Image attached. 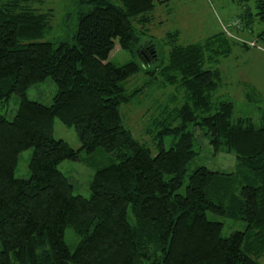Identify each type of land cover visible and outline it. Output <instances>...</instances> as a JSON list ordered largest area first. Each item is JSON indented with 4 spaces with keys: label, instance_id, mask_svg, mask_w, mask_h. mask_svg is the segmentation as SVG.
I'll return each mask as SVG.
<instances>
[{
    "label": "trees",
    "instance_id": "1",
    "mask_svg": "<svg viewBox=\"0 0 264 264\" xmlns=\"http://www.w3.org/2000/svg\"><path fill=\"white\" fill-rule=\"evenodd\" d=\"M116 1L77 0L71 41L52 43L41 41L51 10L0 0V103L13 95L19 101L12 121L0 116V264H257L264 256V114L258 122L235 117L233 102L216 95L219 61L235 43L226 31L190 45L169 33L160 60L148 29L155 0ZM256 8L264 14V0ZM116 41L138 60L107 62ZM156 62L146 74L180 91L183 103L152 121V155L124 126L120 108L139 96L124 83ZM47 78L57 86L52 104L29 100L28 89ZM55 120L74 129L77 150L53 137ZM197 129L214 153L235 155V172L187 174ZM30 148V177L17 179L18 156ZM98 150L113 162L95 172L89 198L74 195L58 166ZM207 213L242 221L245 230L222 238V224ZM67 229L79 239L73 251Z\"/></svg>",
    "mask_w": 264,
    "mask_h": 264
},
{
    "label": "rangeland",
    "instance_id": "2",
    "mask_svg": "<svg viewBox=\"0 0 264 264\" xmlns=\"http://www.w3.org/2000/svg\"><path fill=\"white\" fill-rule=\"evenodd\" d=\"M40 11L51 10L50 30L41 39L43 42L58 40L71 41V36L77 28V0H31ZM118 5L116 0H109ZM258 0H155L154 11L150 14L152 20L148 25L149 36L155 43L159 59L165 58L163 51L168 50L166 35L176 33L177 44L190 45L204 42L208 37L226 31L235 43L231 54L219 61L222 86L217 90V96L233 102L235 117H251L255 122L264 114V14L256 8ZM161 2V3H160ZM39 3V4H38ZM250 10L252 15H247ZM234 23V24H233ZM250 27L251 31L246 28ZM246 44L245 49L241 44ZM137 61L129 52L120 48L117 41L107 62L115 66H123L130 61ZM158 62L143 66V71L129 78L124 87L127 91L139 89V96L130 104L120 108L124 126L131 131L133 137L149 148L152 155L156 154L152 138L157 130L152 121L158 119L164 108L170 112L183 103L182 93L174 87L165 86L162 78L150 76L146 71L158 67ZM156 77V78H153ZM57 93V86L51 78L31 86L27 97L33 102L50 106ZM250 95V99L246 98ZM18 98L13 95L7 103H0V116L12 121L17 109ZM53 137L63 140L77 150L80 147L73 128L64 126L55 120ZM173 137L164 139V148L171 147ZM195 150L197 155L189 165L187 174L196 168L205 167L222 173H232L236 170V158L233 154L214 153L207 137L200 130L195 131ZM33 150L27 149L18 156L14 171L17 179H29L28 164ZM113 157L102 150L87 156L80 154L79 161H63L59 170L68 178L73 186V194L84 198L90 197V184L97 170L113 162ZM187 177L179 194L185 193ZM207 218L222 224V238H227L234 232L245 230V223L227 217L207 213ZM130 222L133 217L129 213ZM78 237L71 229L65 232V242L73 251L78 244ZM257 264H264V256L255 259Z\"/></svg>",
    "mask_w": 264,
    "mask_h": 264
}]
</instances>
